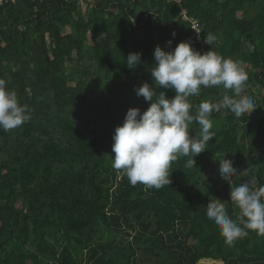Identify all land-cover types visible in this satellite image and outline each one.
Listing matches in <instances>:
<instances>
[{"label": "trees", "instance_id": "trees-1", "mask_svg": "<svg viewBox=\"0 0 264 264\" xmlns=\"http://www.w3.org/2000/svg\"><path fill=\"white\" fill-rule=\"evenodd\" d=\"M181 10L197 19L203 46ZM180 42L238 62L241 95L257 106L242 117L214 110L194 167L180 157L168 187L133 186L108 147L127 111L149 106L134 88L153 86L155 47ZM130 53L141 54L135 69ZM0 79L31 110L21 127L0 129V264H264V235L228 244L206 216L216 198L236 220L231 187L264 185V0H12L0 7ZM224 94L235 95L202 88L191 114ZM200 128L189 125L196 137ZM223 157L247 174L222 179Z\"/></svg>", "mask_w": 264, "mask_h": 264}, {"label": "clouds", "instance_id": "clouds-1", "mask_svg": "<svg viewBox=\"0 0 264 264\" xmlns=\"http://www.w3.org/2000/svg\"><path fill=\"white\" fill-rule=\"evenodd\" d=\"M215 40L211 33L204 36L209 46ZM167 43L170 46L172 41ZM153 56L155 64L150 70L153 86L143 83L134 88L136 95L149 102V106L143 113L135 108L127 111L122 125L114 130L111 150L112 167L122 171L130 184L141 183L159 190L171 183L169 169L178 158L189 157L187 166L194 167V158L213 139L210 116L214 110L223 108L242 117L257 105L250 96L241 95L248 75L230 58L212 50L201 54L187 42L178 43L171 52L156 46ZM125 61L129 69H135L141 63V54L130 53ZM5 83L0 79V129L9 131L30 121L31 110L19 103L17 93L7 90ZM220 86L235 95L224 94L218 104L202 101L195 106V115L191 114L194 105L189 102L190 97H198L202 88ZM156 88L171 89L175 95L166 99L165 93H157ZM193 121L201 126L198 137L189 131ZM218 162V172L225 181L247 174L246 170L239 172L224 157ZM250 184L245 181L230 189V202L239 209L236 220L227 214L225 203L216 198L206 206V216L218 226L228 244L248 236L250 231L264 235V185L253 190Z\"/></svg>", "mask_w": 264, "mask_h": 264}, {"label": "built area", "instance_id": "built-area-1", "mask_svg": "<svg viewBox=\"0 0 264 264\" xmlns=\"http://www.w3.org/2000/svg\"><path fill=\"white\" fill-rule=\"evenodd\" d=\"M9 1H12V0H0V7L8 3ZM168 1H176L177 3L180 2V0H168ZM179 17L183 22H186L190 25V29L193 31L194 39L196 40L198 44L203 46L201 30L199 28L197 19L192 16H189L186 10H181Z\"/></svg>", "mask_w": 264, "mask_h": 264}, {"label": "rangeland", "instance_id": "rangeland-1", "mask_svg": "<svg viewBox=\"0 0 264 264\" xmlns=\"http://www.w3.org/2000/svg\"><path fill=\"white\" fill-rule=\"evenodd\" d=\"M112 143H113V141L109 144V147H108V158L111 159V160H112V157H114V153L111 150ZM117 176L120 177L121 173H118Z\"/></svg>", "mask_w": 264, "mask_h": 264}]
</instances>
